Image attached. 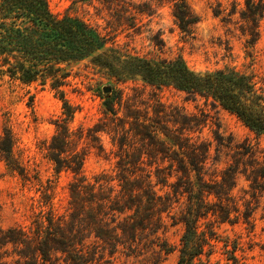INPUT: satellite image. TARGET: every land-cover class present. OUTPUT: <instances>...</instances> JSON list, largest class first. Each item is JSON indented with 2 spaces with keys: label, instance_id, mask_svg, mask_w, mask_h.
I'll return each instance as SVG.
<instances>
[{
  "label": "trees",
  "instance_id": "16d2710c",
  "mask_svg": "<svg viewBox=\"0 0 264 264\" xmlns=\"http://www.w3.org/2000/svg\"><path fill=\"white\" fill-rule=\"evenodd\" d=\"M101 1L109 6L122 5L125 12L148 2L151 7L170 2L179 27L186 33L200 21L188 0H139L144 4ZM262 18L264 0H246L242 19L249 24L250 42L257 40ZM110 42L80 18L55 15L48 0H0V78L24 85L48 84L56 92L64 117L56 124L47 156L56 173L66 171L74 176L66 214L54 209L53 187L43 188L41 199L46 209L35 215L30 228L0 226V264H98L101 247L134 250L144 234L151 230L156 234L164 224L163 214L182 198L184 207L173 217L184 226L177 264H212L219 243H223L231 264H246L237 255L238 241L224 240L218 231L224 224L254 227L250 202L244 203L243 211L233 196L241 173L239 165H229L217 175L220 178L208 179L206 145L166 126L163 119L168 115L158 108L153 109V117L134 111L120 119L114 99L108 97L105 111L115 123L108 133L113 134L119 148L117 175L113 178L102 173L90 179L83 172L86 154L78 150L71 129L76 108L63 87L70 76L67 66L88 60L117 82L137 79L153 87H173L211 99L251 132L264 136V86L259 87L254 76L235 69L196 71L182 56L148 59L129 55ZM13 147L12 131L6 128L0 135V159L11 171L30 180L14 157ZM250 154L256 156L253 151ZM166 161L168 167L156 166L151 171V163ZM153 178L170 191L159 194ZM258 178L260 175L253 179L255 184ZM252 189L256 193L257 188ZM159 246L165 253L174 251L169 243Z\"/></svg>",
  "mask_w": 264,
  "mask_h": 264
},
{
  "label": "rangeland",
  "instance_id": "374dc122",
  "mask_svg": "<svg viewBox=\"0 0 264 264\" xmlns=\"http://www.w3.org/2000/svg\"><path fill=\"white\" fill-rule=\"evenodd\" d=\"M48 2L55 15L84 20L107 36L111 45L129 55L157 60L182 56L193 70L235 69L254 76L258 86H264V18L259 22L257 40L251 43L249 24L242 19L246 0H188L200 18L191 33L179 27L170 2L151 7V2L133 0L144 5L138 10L130 7L129 12H125L122 5L109 6L101 0ZM67 70L70 76L63 90L76 108L71 129L78 150L86 154L84 175L90 179L102 173L113 178L117 175L119 148L113 142V134L108 133L115 126L112 116L105 111L108 97L114 99L120 119L134 111L153 117V109L158 108L168 115L163 119L166 126L208 147V179L220 178L217 175L229 165H239L241 173L233 196L240 201L243 211L244 203L250 202L254 227L244 223L224 224L218 231L222 239L238 241L237 255L243 262L264 264V136L251 132L211 99L189 95L173 87H153L137 79L117 82L88 60L71 64ZM106 88L111 91L106 93ZM63 117V103L48 84L24 85L8 77L0 78V135L6 128L12 131L14 157L30 179L24 180L0 159V226L3 228H30L35 215L46 209L42 206L40 190L43 188L53 187L54 209L60 215L67 213L69 185L74 176L66 171L56 173L47 156L56 124ZM250 151L256 156L251 157ZM169 165L167 161L151 163V171L156 166ZM256 175L260 178L255 184ZM153 182L159 194L170 191L156 184L155 178ZM253 186L257 188L256 193ZM184 202L185 198L180 199L164 213L161 229L156 234L152 230L144 234L134 250L120 246L110 251L101 247L98 264H177L184 226L173 217L179 215ZM164 242L173 246L174 251L163 252L159 245ZM211 261L212 264H231L223 243L218 244Z\"/></svg>",
  "mask_w": 264,
  "mask_h": 264
},
{
  "label": "water",
  "instance_id": "95a60500",
  "mask_svg": "<svg viewBox=\"0 0 264 264\" xmlns=\"http://www.w3.org/2000/svg\"><path fill=\"white\" fill-rule=\"evenodd\" d=\"M110 91H111L110 88H106V89H105V92H106V93H109Z\"/></svg>",
  "mask_w": 264,
  "mask_h": 264
}]
</instances>
